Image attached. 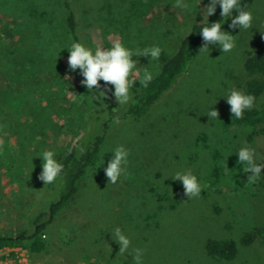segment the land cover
Segmentation results:
<instances>
[{
  "label": "rangeland",
  "instance_id": "rangeland-1",
  "mask_svg": "<svg viewBox=\"0 0 264 264\" xmlns=\"http://www.w3.org/2000/svg\"><path fill=\"white\" fill-rule=\"evenodd\" d=\"M74 2L83 21L80 33L87 46L110 47L118 38L134 50L154 44L162 48L158 61L133 57L139 61L136 68L140 73L135 77L139 79L145 67L159 72L162 57L172 56L189 26L203 21L198 10L209 0L200 5V0H188L191 13L176 7L175 0ZM143 4L148 6L138 14L136 9ZM249 10L253 13L249 29L229 28L231 22L222 26V30L236 36V47L222 53L218 45H210L209 54L201 51L190 71L140 120L124 119L129 104L119 106L112 96L115 104L108 116L119 117L121 122L111 120L105 125L97 164L80 181L74 200L47 228L48 249L39 256H30L31 264H135L132 255L120 254L119 245L112 240L116 227L127 234L132 248L144 250L143 264H264L262 238L249 247L240 246L231 262L210 258L205 248L209 239L239 242L253 228L264 227V176L249 181L251 173L243 172L235 154L237 148L247 144L264 156V132L248 141L243 128L225 131L219 126L228 108L222 97L229 89L246 93L249 76L244 69L245 59L259 47L264 48V0H256ZM14 15L0 14L1 30L7 23L13 28L18 17ZM2 39L12 44L18 34L0 31ZM63 60L68 63V55ZM65 76L71 83L65 95L59 96L58 91L66 83L53 87L56 124L52 130L36 132L32 145L24 146L15 134L0 136V161L7 165V169L0 165V236L29 233L36 217L42 212L48 214L54 184L44 185L38 179L41 160L37 156L44 150H54L58 162L62 161L80 139L98 132L97 126L103 127L102 121L95 124L90 115L95 116L105 107L107 98L93 101L92 93L81 84L80 73ZM7 86L0 75V92ZM107 86L112 89V85ZM140 89L136 82L133 92ZM65 102H71V108ZM263 103L264 96L255 99L253 108ZM214 107L218 119H208L207 113ZM108 116H102L104 123ZM260 127L264 129V125ZM201 134L207 136V148L199 141ZM4 142L9 149L2 148ZM118 145L130 152L128 175L113 184L108 182L104 168L111 150ZM216 152L220 154L219 168L229 175L213 188L209 177ZM102 157L105 163L101 166ZM178 170H191L203 181L199 197L188 199L181 182L170 178ZM261 172L264 175V168Z\"/></svg>",
  "mask_w": 264,
  "mask_h": 264
},
{
  "label": "trees",
  "instance_id": "trees-1",
  "mask_svg": "<svg viewBox=\"0 0 264 264\" xmlns=\"http://www.w3.org/2000/svg\"><path fill=\"white\" fill-rule=\"evenodd\" d=\"M255 1L239 0V3L241 8L249 10ZM75 5L74 0H0V14L7 16L18 14L17 18L20 17L22 20L17 22L18 19H14L12 29L9 28V23L6 29H0L3 33L12 31L18 34V40L14 43L12 41V44L0 40V75L8 82V86L0 92V136L4 133L15 134L20 146H24L25 143L32 145L36 132L41 131L44 134L53 129L56 124L53 118L56 113L53 87L66 83L67 85H63L64 88L58 91L59 96L65 95L71 87L65 75L80 73L78 70L71 73L68 63L63 60L69 55L67 49L73 42L85 44L80 33L83 21ZM147 6L148 4L136 6L137 13L146 10ZM229 18H221L218 8L208 20L210 23L219 19L221 22H231L227 20ZM203 26L200 23L193 24L192 33L183 37L176 52L172 56L162 57L158 75L154 76L147 88L141 87L134 95L124 112V119L137 121L146 116L163 95L190 71L201 52L199 48L203 41L199 30ZM244 69L249 76L245 87L246 93L254 95L256 99L264 96V48L259 47L247 55ZM99 84L104 83L99 81ZM107 102L105 107L95 112V116L90 115L95 124L102 121L103 127L97 126L98 132H91L88 134L90 136L80 139L62 159L64 169L53 185V199L48 217L44 219L46 213H40L34 221L33 230L29 233L0 236V250L23 247L31 257H34L48 249L49 243L45 236L47 228L54 223L60 211L74 200L80 181L88 169L94 167L99 160L100 148L105 141L107 128L105 125L110 124L111 120L114 121L108 116L113 112L115 104L111 91L108 92ZM66 105L71 108L72 104L65 102ZM105 114L109 117L108 121L105 120L106 123L102 119ZM262 125L264 103L245 111L239 120L232 116L228 105L227 112L219 121L220 128L225 131L243 128L248 141H252L259 132H264L260 127ZM199 141L205 148L208 147L205 134L199 136ZM4 143L2 148L9 149L7 143L5 145ZM212 160L210 184L213 188H218L222 179L229 174L227 170L219 168V153L216 152ZM0 165L7 169L4 162L0 161ZM257 238L264 240V227L253 228L244 234L239 242L233 239H209L205 246L206 254L215 260L231 262L238 256L240 246L249 247Z\"/></svg>",
  "mask_w": 264,
  "mask_h": 264
},
{
  "label": "clouds",
  "instance_id": "clouds-1",
  "mask_svg": "<svg viewBox=\"0 0 264 264\" xmlns=\"http://www.w3.org/2000/svg\"><path fill=\"white\" fill-rule=\"evenodd\" d=\"M203 3L200 0L199 5ZM175 6L191 13L192 5L188 0H175ZM217 6L220 8V17H230L229 28L249 29L253 23V13L250 10L241 8L239 0H209L203 9L198 11L203 16V27L199 30L202 37V46L199 51L209 54L210 45H218L222 53L230 52L236 47L235 37L229 32L222 30L225 22L218 21L209 22L208 18L216 13ZM235 13V15H233ZM191 28H188V36L191 34ZM68 66L71 73L77 69L83 77L81 84L84 85L94 100L107 98L108 92L111 91L112 96L119 106L128 105L134 96L133 88L136 82L139 88H147L148 84L154 79L157 72L150 70L148 67L143 69L139 79L136 75L140 70L136 68L138 60L133 57H147L149 61H158L162 48L159 45H152L142 49H130L120 39H114L110 47L96 46L95 49L87 46L83 42H73L67 49ZM68 79V77H65ZM103 81L104 84H99ZM112 85V89H108L107 85ZM98 93V95H97ZM227 104L230 106V113L237 120L242 119L245 111L254 107L255 96L245 93L238 89H229L225 97ZM208 119H218L216 108H212L207 113ZM116 124H120L119 117H113ZM111 158L104 168L108 182L115 184L121 177H127L130 152L124 145H118L110 152ZM237 163L242 166L244 173H251L248 177L249 181H255L262 176V168H264V156H261L257 149L244 144L235 150ZM41 160V172L38 179L45 184H54L61 176L64 165L57 160V153L54 150H44L38 156ZM33 160V159H32ZM32 160L30 163L33 165ZM105 161L101 158V166ZM174 181H180L184 194L191 199L199 197L204 188L203 181L198 179L197 175L191 170H178L170 177ZM112 240L119 245V253H128L132 255L135 264H143L144 250L142 248H132L131 241L127 234L120 228L116 227L111 233Z\"/></svg>",
  "mask_w": 264,
  "mask_h": 264
},
{
  "label": "built area",
  "instance_id": "built-area-1",
  "mask_svg": "<svg viewBox=\"0 0 264 264\" xmlns=\"http://www.w3.org/2000/svg\"><path fill=\"white\" fill-rule=\"evenodd\" d=\"M0 264H31L30 254L22 247L5 248L0 250Z\"/></svg>",
  "mask_w": 264,
  "mask_h": 264
}]
</instances>
